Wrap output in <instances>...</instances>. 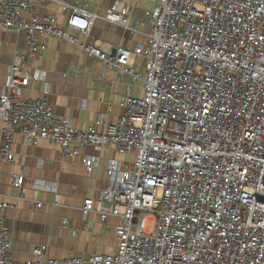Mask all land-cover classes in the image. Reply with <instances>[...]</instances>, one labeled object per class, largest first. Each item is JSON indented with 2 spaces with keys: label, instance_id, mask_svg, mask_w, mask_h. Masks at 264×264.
Instances as JSON below:
<instances>
[{
  "label": "built area",
  "instance_id": "2783aa9c",
  "mask_svg": "<svg viewBox=\"0 0 264 264\" xmlns=\"http://www.w3.org/2000/svg\"><path fill=\"white\" fill-rule=\"evenodd\" d=\"M52 4L67 13L64 22L40 12ZM101 17L136 31L130 7L118 0L104 16L84 0H0V26L23 33L27 48L0 91V154L14 160L18 131L32 144L57 143L68 157L90 145L133 154L132 163L109 160L107 185L82 208L84 219L92 212L119 219L117 248L60 259L39 244L32 259L17 260L4 216L15 205L2 201L0 264H264V0H157L145 10L148 41L134 48L88 41ZM51 37L142 81V93L123 97L118 122L100 113L80 129L55 114L47 71L29 64ZM139 55L144 72L134 67ZM32 81L40 97L23 96ZM99 161L83 158L88 173ZM23 182L21 174L12 181ZM54 186L36 182V189Z\"/></svg>",
  "mask_w": 264,
  "mask_h": 264
},
{
  "label": "crops",
  "instance_id": "0c3cea01",
  "mask_svg": "<svg viewBox=\"0 0 264 264\" xmlns=\"http://www.w3.org/2000/svg\"><path fill=\"white\" fill-rule=\"evenodd\" d=\"M84 1L104 16L107 7L117 0ZM118 1L130 7L131 24L136 31H127L122 25L101 17L94 22L88 41L100 47L113 43L129 48L147 43L151 24L145 17V10L153 7L157 0ZM40 12H52L60 22L65 21L67 14L54 4L40 9ZM26 52L24 34L0 26V91L7 79L9 66ZM29 64L34 69L47 71L50 83L48 98L55 114L69 117L80 129L93 124L100 113L105 115L106 121L118 122L124 113L123 97L143 91L141 80L133 81L128 75H117L113 70L105 69L99 58L89 56L57 37L49 38L44 56ZM144 66L145 58L142 55L135 57L134 67L144 72ZM41 95L40 86L34 81L23 90V96L27 98ZM1 138L0 132V143ZM13 151L14 160L10 163L0 154V202L8 201L15 205L4 210L15 259H32L33 249L39 244L47 245L49 256L60 259L115 251L119 219L112 216L102 221L97 212L84 219L82 208L85 198L96 197L107 185L109 160H125V154L117 152L111 145L102 149L90 145L80 154L68 157L57 143L40 139L32 144L27 142L21 131L14 135ZM87 155L100 158L92 173L87 172L83 162ZM20 174L24 176V182L22 187H16L12 181ZM37 181L55 184L54 189H36ZM21 193L25 196L19 197ZM38 201H42V206H38Z\"/></svg>",
  "mask_w": 264,
  "mask_h": 264
},
{
  "label": "rangeland",
  "instance_id": "374dc122",
  "mask_svg": "<svg viewBox=\"0 0 264 264\" xmlns=\"http://www.w3.org/2000/svg\"><path fill=\"white\" fill-rule=\"evenodd\" d=\"M123 158L128 162L132 163L134 161V155L131 153L125 154ZM155 221L154 219L148 218L146 221V228L147 229H152L154 227Z\"/></svg>",
  "mask_w": 264,
  "mask_h": 264
},
{
  "label": "bare ground",
  "instance_id": "6f19581e",
  "mask_svg": "<svg viewBox=\"0 0 264 264\" xmlns=\"http://www.w3.org/2000/svg\"><path fill=\"white\" fill-rule=\"evenodd\" d=\"M123 154V153H122Z\"/></svg>",
  "mask_w": 264,
  "mask_h": 264
}]
</instances>
